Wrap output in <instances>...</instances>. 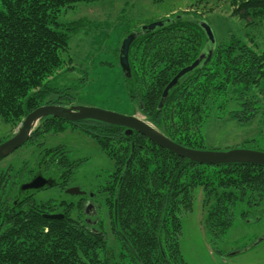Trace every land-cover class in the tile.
Returning a JSON list of instances; mask_svg holds the SVG:
<instances>
[{
	"label": "trees",
	"instance_id": "1",
	"mask_svg": "<svg viewBox=\"0 0 264 264\" xmlns=\"http://www.w3.org/2000/svg\"><path fill=\"white\" fill-rule=\"evenodd\" d=\"M101 1L0 0V120L16 129L41 106L74 104L71 95L50 85L64 69V56L79 24L62 23L59 18L79 3ZM232 5L233 16L247 25L264 21V0H234ZM206 43L202 28L188 21L141 34L129 53L131 77L122 74L119 79L122 97L114 103L120 113L139 112L172 141L195 150L204 149L203 128L214 113L217 119L228 115L239 123L254 121L264 110L260 99L264 96V49L235 37L217 43L210 62L182 78L159 109L165 88L196 61ZM55 95V100L50 99ZM232 103L238 108L231 110ZM68 129L93 138L114 162L111 180L95 190L96 198L103 200L97 205L96 227L85 220L83 203L76 217L71 214L72 204L52 199L38 202L33 195L14 204L21 185L37 171L57 183L61 193L72 187L83 161L72 160L62 145L47 148L42 142L45 134ZM25 146L36 147L32 164L0 169V264H184L181 218L192 210L197 188L204 191L206 226L214 237L223 238L234 226L239 204H264V166L201 165L138 133L128 136L120 126L49 117L40 122ZM260 147L255 150L264 151ZM103 204L111 208L119 257L101 228ZM56 213L63 218L45 217Z\"/></svg>",
	"mask_w": 264,
	"mask_h": 264
},
{
	"label": "rangeland",
	"instance_id": "2",
	"mask_svg": "<svg viewBox=\"0 0 264 264\" xmlns=\"http://www.w3.org/2000/svg\"><path fill=\"white\" fill-rule=\"evenodd\" d=\"M233 1L104 0L90 4L79 3L60 15L62 23L79 24L76 25L77 31L71 35L70 50L64 56V69L58 72L60 74L57 73L50 85L63 94L71 95L73 105L120 113L121 110L114 102L122 97L119 79L123 71L119 64V51L123 40L130 32L140 31L145 25L173 18L174 15H196L204 20L218 44L235 37L263 50L264 21L250 26L233 16ZM57 97L55 95L50 99L55 100ZM260 99L264 105V96L260 95ZM233 104L230 109H237L238 106ZM136 115L146 120L139 112ZM215 115L212 114L204 125L203 150L223 152L244 147L254 150L264 147V110L250 123L233 121L228 115L217 119ZM18 128L13 129L0 120V139L8 140ZM42 142L47 148L62 145L70 152L72 160L83 161L76 168L72 187L95 194V190L111 180L110 175L115 171L114 162L85 133L68 129L61 134H45ZM35 148L23 146L0 161V169L10 165L20 168L25 163L32 164ZM35 196L38 202L52 199L57 203L75 205L78 200L58 189L39 192ZM99 198H95L96 205L103 203ZM100 207L99 217L104 221L101 228L108 234V246L119 257L121 249L113 235L111 208L107 204ZM73 214L76 217V213ZM181 223L179 243L184 264H264V204L258 207L239 204L235 210L234 226L223 238L214 237L206 226L204 191L197 188L192 210L183 213Z\"/></svg>",
	"mask_w": 264,
	"mask_h": 264
},
{
	"label": "water",
	"instance_id": "3",
	"mask_svg": "<svg viewBox=\"0 0 264 264\" xmlns=\"http://www.w3.org/2000/svg\"><path fill=\"white\" fill-rule=\"evenodd\" d=\"M177 21H188L200 26L207 36V43L205 50L200 54L196 61H194L188 67L182 69L165 88L159 109L163 107L165 101L168 98L169 92L180 82L182 78L192 73L197 68L207 65L212 59L217 42L209 25L204 20H201L200 18L193 15H175L173 18H166L164 20L145 25L140 29V31L129 34L123 40L119 51V64L122 68L123 74L126 77H131L129 53L135 40L141 34L153 32L166 26L167 24ZM49 117L72 123L93 120L109 125L120 126L126 128V135L128 136L138 133L158 147L165 149L178 157L201 165L220 166L228 164H248L264 166V151L247 148L231 149L223 152L188 149L172 141L146 120L141 119L137 115H125L92 106H64L56 104L41 106L31 112L23 120L17 132L11 138L0 144V161L9 157L20 148L25 146L30 141L32 133L37 128V125L42 120ZM53 185L54 183L52 180L39 176L33 179L30 183L23 185L22 190L39 191L46 187L51 188ZM67 193L70 195L80 194V189L77 187L71 188L67 190ZM45 217L48 219L57 220L63 218L62 215H46ZM115 218L117 219V207H115Z\"/></svg>",
	"mask_w": 264,
	"mask_h": 264
},
{
	"label": "flooded vegetation",
	"instance_id": "4",
	"mask_svg": "<svg viewBox=\"0 0 264 264\" xmlns=\"http://www.w3.org/2000/svg\"><path fill=\"white\" fill-rule=\"evenodd\" d=\"M39 168H41V166ZM39 176H41V177H43L45 179H49V177L46 176L45 174L39 173L38 171L35 172L27 182H25V183H23L21 185L20 192H19V197L20 198H17V199L14 200V204L15 205L18 202H20V201H22L24 199L27 200L32 195L35 198L36 197L35 195H37L39 192H43V191H47V190H53V189L56 190L57 189L56 188L57 183H54L53 182L54 185L51 188H47L46 187V188H44L42 190H39V191H36V190H22V186L23 185H25L27 183H30L33 179H35V178H37ZM71 188H75V187H70V188L66 189L63 193H65L67 195H70V194L67 193V190H69ZM77 188H79V187H77ZM79 189H80V194L71 195V196H75V197L78 198L76 204L73 205L74 208L71 211V214L73 216L74 215L73 213L75 212L76 213V216H77L78 215L77 208H78V206H80L81 203H83V214L86 216L85 217V220L91 226L96 227L97 224H95V221H96V218L98 217L97 216L98 207H97L96 201H95L96 196H95L94 192H86V191L81 190V188H79ZM35 200H36V198H35ZM46 201H48V200H46ZM46 201H39V202H46ZM54 215H62V216H64L62 213H60V214L59 213H56Z\"/></svg>",
	"mask_w": 264,
	"mask_h": 264
}]
</instances>
